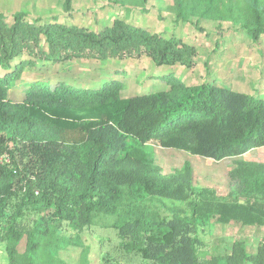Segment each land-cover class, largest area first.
Segmentation results:
<instances>
[{
  "label": "trees",
  "instance_id": "1",
  "mask_svg": "<svg viewBox=\"0 0 264 264\" xmlns=\"http://www.w3.org/2000/svg\"><path fill=\"white\" fill-rule=\"evenodd\" d=\"M71 1L62 0L61 15L32 21L17 12L7 24L0 12V245L7 264H57L61 247L81 246L100 217L113 218L108 228L119 252L142 264H264V243L248 253L242 239L228 252L198 257V229L210 221L264 227V164L242 159L264 148V99L170 75L157 79L165 90L128 98L116 79L95 87L39 80L20 90L39 63L146 56L158 67L194 65V47L121 20L100 31L67 23ZM174 6L180 21L196 18L198 31L202 18H216L236 20L254 44L264 35V0ZM150 145L216 162L240 158L229 174L237 189L219 195L194 187L188 161L163 175L144 154ZM101 262L113 264L109 256Z\"/></svg>",
  "mask_w": 264,
  "mask_h": 264
},
{
  "label": "rangeland",
  "instance_id": "2",
  "mask_svg": "<svg viewBox=\"0 0 264 264\" xmlns=\"http://www.w3.org/2000/svg\"><path fill=\"white\" fill-rule=\"evenodd\" d=\"M61 4L62 0H0V12L6 18L5 22L12 24V16L17 12L25 13L27 21L61 15ZM174 7V0H148L145 6L139 0H72V16L66 22L100 31L112 26L115 20H121L151 34L180 40L196 51L192 68L158 67L146 56L108 63L88 60L43 65L38 62V67L22 76L20 81L23 85L18 88L24 89L28 83L39 80L50 83L63 81L74 85H80L83 81V85L95 87L101 81L116 79L123 85L121 97L128 98L165 90V85L157 79L170 75L188 85L214 84L264 99V35L254 44L236 20L219 21L216 18H202L198 24L202 31H198L194 27L196 18L189 17V22L184 23L176 18ZM41 45L44 46L43 40ZM143 151L147 158H152V163L161 169L163 175L181 169L188 161L194 187L210 188L219 195L237 189L229 174L240 158L216 162L154 145L144 146ZM242 159L264 164V148L253 150ZM112 222V217L96 219L90 230L81 235V246L69 244L61 247L57 264H80L85 252L88 254V264H102L105 256H109L113 264H142L119 252L115 236L108 228ZM198 237L203 243V248L198 251V257L202 259L228 252L230 244L237 239L244 240L248 253H253L260 242L264 243V227H240L232 223L220 225L210 221L198 229ZM0 264H7L3 245H0Z\"/></svg>",
  "mask_w": 264,
  "mask_h": 264
}]
</instances>
